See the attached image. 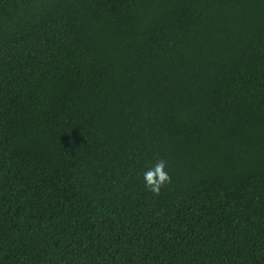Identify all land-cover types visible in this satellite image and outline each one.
Listing matches in <instances>:
<instances>
[{"label":"trees","instance_id":"obj_1","mask_svg":"<svg viewBox=\"0 0 264 264\" xmlns=\"http://www.w3.org/2000/svg\"><path fill=\"white\" fill-rule=\"evenodd\" d=\"M0 264H264V0H0Z\"/></svg>","mask_w":264,"mask_h":264},{"label":"clouds","instance_id":"obj_2","mask_svg":"<svg viewBox=\"0 0 264 264\" xmlns=\"http://www.w3.org/2000/svg\"><path fill=\"white\" fill-rule=\"evenodd\" d=\"M165 169L166 161L160 159L143 173L145 187L155 195H159L164 185L171 183V177Z\"/></svg>","mask_w":264,"mask_h":264}]
</instances>
